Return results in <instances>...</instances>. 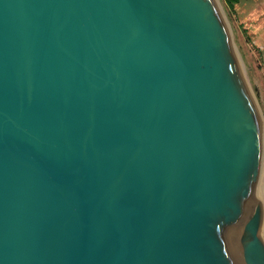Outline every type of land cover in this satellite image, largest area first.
<instances>
[{
    "label": "water",
    "instance_id": "1",
    "mask_svg": "<svg viewBox=\"0 0 264 264\" xmlns=\"http://www.w3.org/2000/svg\"><path fill=\"white\" fill-rule=\"evenodd\" d=\"M263 157L215 0H0V264H264Z\"/></svg>",
    "mask_w": 264,
    "mask_h": 264
},
{
    "label": "rangeland",
    "instance_id": "2",
    "mask_svg": "<svg viewBox=\"0 0 264 264\" xmlns=\"http://www.w3.org/2000/svg\"><path fill=\"white\" fill-rule=\"evenodd\" d=\"M231 36L236 58L264 130V0H215ZM261 199L264 210V157Z\"/></svg>",
    "mask_w": 264,
    "mask_h": 264
},
{
    "label": "trees",
    "instance_id": "3",
    "mask_svg": "<svg viewBox=\"0 0 264 264\" xmlns=\"http://www.w3.org/2000/svg\"><path fill=\"white\" fill-rule=\"evenodd\" d=\"M228 2H237L239 0H227Z\"/></svg>",
    "mask_w": 264,
    "mask_h": 264
}]
</instances>
